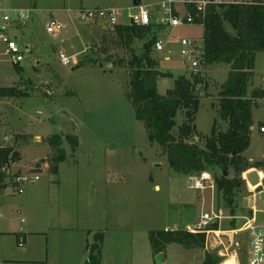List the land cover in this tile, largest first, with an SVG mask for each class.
Here are the masks:
<instances>
[{"label": "rangeland", "instance_id": "1", "mask_svg": "<svg viewBox=\"0 0 264 264\" xmlns=\"http://www.w3.org/2000/svg\"><path fill=\"white\" fill-rule=\"evenodd\" d=\"M164 1L140 0L152 13V37L164 48L152 49V56L160 71L172 75L159 82L161 95L174 88L179 76L195 75L181 54V41L204 36L201 26H166L160 10ZM140 5L135 0H0V11H33L25 27L13 30L25 56L21 71L0 42V88L16 87L28 94L0 100L1 136L8 140L1 139L21 154V161L12 167H22L8 170L11 180L0 193V264H84L87 244L98 232L105 235L102 264H160L161 255H154L149 233L192 230L202 210L224 216L219 233L209 232L202 249L167 245L162 264H202L206 252L219 264L231 257L236 264H248L247 234L237 231L253 213L251 208L264 209V172L252 168L241 175L246 187L237 195L235 215L217 190L205 195L190 190L188 176L170 168L163 148L150 142L127 97V64L132 53L141 55L152 37L129 43L107 19H84L88 11L116 9L121 13L118 23L128 25ZM51 17L65 24L60 35L47 32ZM226 28L235 35L230 25ZM68 47V56H77L75 64L65 66L59 51ZM80 61L83 65L76 69ZM230 70L227 63L207 66L208 88L197 87L201 107L196 125L202 145L215 122L221 131L228 130L219 112V92ZM257 89L264 90V52L257 54L248 92ZM185 120L180 111L173 135L178 136ZM263 124L264 98L253 107L251 146L244 153L251 163L264 162ZM57 134L79 139L76 152L64 140L63 162L50 143ZM38 135L41 142L35 138ZM46 163L49 167L43 166ZM206 171L215 185L216 177L223 175L217 167ZM226 174L231 179L235 175L233 170ZM20 175L29 178L21 186L13 182ZM36 175L40 179L32 182ZM24 234L26 243L20 244L18 237Z\"/></svg>", "mask_w": 264, "mask_h": 264}, {"label": "trees", "instance_id": "2", "mask_svg": "<svg viewBox=\"0 0 264 264\" xmlns=\"http://www.w3.org/2000/svg\"><path fill=\"white\" fill-rule=\"evenodd\" d=\"M137 3L140 5V0H137ZM261 3L211 6L207 10L203 36L205 63L207 66L227 63L231 70L219 92V112L221 118L228 123V130L221 131L215 122L204 145L201 144L202 138L196 125L201 107L197 92L199 77L179 76L175 79L174 88L161 95L158 89L159 81L171 78L172 75L160 71L158 61L152 56L157 39L152 37L151 22L148 26L119 24L114 29L120 36L126 35L129 43L152 37L144 44L141 55L132 53L127 64L130 69V90L127 97L134 107L136 119L144 123L150 142L163 148L170 168L177 174L189 177L213 167L221 168L223 175L216 177V189L222 194L226 207L233 215L237 195L246 187L241 175L252 168L264 172V162L251 163L244 157V153L251 146L253 107L257 100L264 98V90L257 89L251 94L248 92L255 76L257 54L264 52V0H261ZM189 10L196 16L197 22H200L201 15L192 7ZM226 25L231 26L235 35L227 30ZM89 63L96 65L94 60ZM78 65L82 67L83 62L80 61ZM119 66L124 65L119 62ZM15 67L18 71L22 70L20 64H15ZM205 87L208 88L207 83ZM27 95L16 87L0 88V100ZM180 111L184 112L186 120L179 128L178 136H175L173 130ZM1 133L0 128V137ZM64 140L71 143L74 152L79 147L77 136L53 135L50 143L59 154V162L65 160L62 149ZM20 160V154L13 147L0 142V191L8 187V170ZM230 170L235 173L232 179L225 176ZM149 235L154 255H161V258L167 245L180 244L190 250L202 249L206 243V234H193L187 230L165 229L151 231ZM104 238V233L98 232L94 235L93 242L87 244L88 258L85 264H102ZM18 241L25 244L26 236L19 235ZM202 264L219 262L213 254L206 252Z\"/></svg>", "mask_w": 264, "mask_h": 264}, {"label": "built area", "instance_id": "3", "mask_svg": "<svg viewBox=\"0 0 264 264\" xmlns=\"http://www.w3.org/2000/svg\"><path fill=\"white\" fill-rule=\"evenodd\" d=\"M262 4L261 0H166L160 5V10L165 15L164 24L170 27L182 26H201L204 28V19L207 10L211 6H244ZM183 6L186 11L180 14L176 10V6ZM194 8L200 15L201 21L197 22L196 16L189 10ZM32 10H14L12 13L8 11H0V42L5 47V53L14 64H20L25 60L24 53L19 44L18 37L13 35L14 29H22L27 25L31 18ZM121 16L120 11L116 9H96L85 12V20L107 19L112 25H118V20ZM130 19L137 25L148 26L151 22V12L145 6H139V10L135 14L130 15ZM65 29V24L51 17L47 23L46 30L51 35H60ZM30 47H26L28 52ZM157 51H163L161 42L155 45ZM181 54L183 58L190 63L192 71L199 77L200 83L197 87L205 86L207 78V65L205 63V46L204 39L196 40L193 38H185L181 41ZM59 58L63 65L70 66L75 64L74 56H68L65 52H59ZM169 60V58H168ZM260 132L264 133V124L260 127ZM8 140V137H4ZM39 175H36L32 182L39 180ZM29 181L27 176L14 177L13 182L20 186ZM189 189L205 195L206 193H215L216 185L209 172L203 171L188 177ZM19 193H23L22 188L18 189ZM253 213L245 218L242 227L237 231L247 234L249 246L247 250L248 264H264V209L258 210L251 208ZM224 216L215 211H204L200 216L199 221L192 230L193 234H218L222 227ZM217 225V227H214ZM210 232V233H209Z\"/></svg>", "mask_w": 264, "mask_h": 264}, {"label": "crops", "instance_id": "4", "mask_svg": "<svg viewBox=\"0 0 264 264\" xmlns=\"http://www.w3.org/2000/svg\"><path fill=\"white\" fill-rule=\"evenodd\" d=\"M141 6V5H140ZM176 10H177V12H179L180 14H183L185 11H186V8L185 7H183V6H180V5H178V6H176ZM151 19H152V13H151ZM197 26V25H196ZM69 47H70V45H69ZM63 48V49H61L60 51H63V52H65L67 55H68V53H70L71 52V50H70V48ZM67 50V51H66ZM59 51V52H60ZM81 54V53H80ZM80 54H78V56L80 55ZM77 55H75L74 57H76ZM168 58L169 57H167L166 58V60H168ZM161 81V80H160ZM159 81V82H160ZM158 86H159V83H158ZM264 134V133H263ZM1 135H2V133H1ZM4 138L5 136H1L0 137V142H2V139L1 138ZM36 138V140L38 141V142H41L42 141V137L41 136H36L35 137ZM196 140H197V138H196ZM13 146V145H12ZM14 147V146H13ZM20 154V153H19ZM20 157H21V154H20ZM21 161V160H20ZM19 162V161H18ZM12 166H14V164L12 165ZM11 166V167H12ZM44 167H49V165L46 163V164H44L43 165ZM19 168H22V167H12V171L14 170V172L15 171H17V170H19ZM11 169V168H10ZM9 169V170H10ZM14 176H16V175H14ZM21 176V175H20ZM8 180H11V177H10V175H9V179ZM8 180H7V183H8ZM160 186H156L155 187V189H157V188H159ZM2 191V190H1ZM1 191H0V193H1ZM25 235V234H24ZM26 236V235H25ZM27 238V237H26ZM102 258H103V252H102ZM204 258H205V255H204ZM31 262H37L38 260L37 259H33V260H30ZM160 264H162V263H164V261H165V256H163L161 259H160ZM204 261V260H203ZM85 264V263H84Z\"/></svg>", "mask_w": 264, "mask_h": 264}, {"label": "bare ground", "instance_id": "5", "mask_svg": "<svg viewBox=\"0 0 264 264\" xmlns=\"http://www.w3.org/2000/svg\"><path fill=\"white\" fill-rule=\"evenodd\" d=\"M235 255V254H234ZM222 264H236L235 257H231V260L224 261Z\"/></svg>", "mask_w": 264, "mask_h": 264}, {"label": "water", "instance_id": "6", "mask_svg": "<svg viewBox=\"0 0 264 264\" xmlns=\"http://www.w3.org/2000/svg\"><path fill=\"white\" fill-rule=\"evenodd\" d=\"M135 5L138 6L137 0H135ZM131 24H132V25H135V22H134L133 20H131ZM78 68H80L79 65L76 66V69H78ZM198 139H199V138L197 137V140H198ZM226 176H227V174H226ZM214 227H217V225H215Z\"/></svg>", "mask_w": 264, "mask_h": 264}]
</instances>
